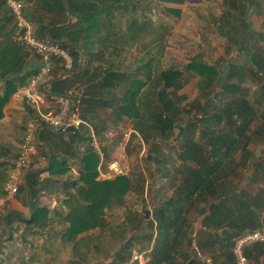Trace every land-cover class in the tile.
<instances>
[{"label": "trees", "instance_id": "1", "mask_svg": "<svg viewBox=\"0 0 264 264\" xmlns=\"http://www.w3.org/2000/svg\"><path fill=\"white\" fill-rule=\"evenodd\" d=\"M6 1L0 0V118L16 89L35 73L25 70L31 53L14 41L16 29ZM17 1L24 5L36 35L59 43L74 60L70 74H60L57 68L44 88L54 94L83 89L81 118L100 138L105 156L115 150L118 139L105 142L100 137L102 130L109 124L124 127L129 121L138 137L129 141L127 155L133 141H142L148 148L146 163L154 168L151 179L167 180L171 188L169 195L153 205L151 219L133 218L131 227L136 235L145 232L125 241L111 264H126L129 252L125 249L138 239L142 246H151L145 264H187L190 259L192 264H205L204 256L211 264H235V240L246 231L264 228V155L258 159L248 150L253 138L264 143V110L260 111L264 105V21L262 31L254 32L257 40L249 38L253 32L246 15L252 0H223L224 12L212 18L217 32L226 35L229 47L235 48L237 59L241 57L240 62L220 59L209 65L192 58L182 68L165 69L156 58L164 52L162 45L169 30L163 23L156 28L160 21L147 17L154 9L144 6L145 0ZM154 1L157 5L185 2ZM28 3H33V9H26ZM164 11L180 14L173 8ZM146 35L151 36L148 42ZM130 47L139 54L131 66L124 54ZM257 75L261 77L255 82ZM193 79L197 80V94L189 101L178 92ZM100 110L109 111V121L98 118ZM175 130L179 138L173 144L169 140ZM55 136L49 155L51 175L67 173V160L75 158L76 147L82 149L78 183L71 186L83 201L65 218L69 227L64 240L75 242L80 234L103 228L105 210L124 206L129 193L143 197L145 184L128 176L96 180L99 158L87 127ZM59 145L62 147L55 153ZM166 146L173 153L164 149ZM248 168L252 175L243 178L259 181L252 193L239 189L235 182H240V172ZM25 178L18 192L27 193L30 200L38 182L35 174ZM207 212L202 228L195 232L194 222ZM191 215L195 218L190 219ZM36 216L29 223L36 224ZM125 233L122 229L121 237ZM245 255L252 264H264V244L246 248Z\"/></svg>", "mask_w": 264, "mask_h": 264}, {"label": "crops", "instance_id": "2", "mask_svg": "<svg viewBox=\"0 0 264 264\" xmlns=\"http://www.w3.org/2000/svg\"><path fill=\"white\" fill-rule=\"evenodd\" d=\"M252 1L256 4L259 3L258 0ZM22 7L24 9V5ZM25 7L27 10H31L34 6L33 3H28ZM249 11L251 10L249 9ZM247 24L253 32L249 38L257 40L254 32L258 33L262 30L252 29L248 21ZM218 35L228 42L226 35L220 33ZM91 47L94 48V46ZM83 54L84 58L88 55L86 51ZM220 59L230 61L225 57H220L217 61ZM238 59L242 60L241 57H238ZM82 60L84 64L85 59ZM94 64L97 65L98 63L95 62ZM38 65L35 56L30 54L25 70L32 72L38 68ZM261 76L264 77V75ZM82 90L80 91L81 94ZM28 126L34 128L36 154L27 166L21 184L25 183L26 175L35 174L38 184L34 188L36 191H33L36 194L29 200L28 194L20 191L13 199L8 200L5 199L4 195L7 174L18 154L19 145ZM55 141V133L53 135L52 131L37 121L34 116V109L23 101L15 102L12 95L3 108L2 117L0 118V228L2 230L0 234V264H86V262L94 264L96 261L93 260L96 259V254L101 250L99 247L103 246L102 248L106 249V246L102 244L105 236L102 237V235L106 233L108 239H105V243L107 244V241H109L108 257L103 264H111L113 260L117 259L118 253L128 237L136 236V231L132 230L131 223L134 224L135 219H140L139 217H142L143 221L151 219L152 211L141 215L138 210L130 209L126 204L120 208L106 209V225L103 228H95L82 233L75 242L65 241L64 233L69 227V222L65 218L74 205L83 201L79 197L78 190L76 192L71 186L73 183H78V156L81 154L82 149L76 147L73 152L75 158L67 160L69 168L67 173L59 172V174L51 175L48 170L49 155L51 145ZM61 147L59 145L55 148V153ZM96 180L103 181L98 175ZM32 204H34L33 207ZM117 210L122 212L115 213ZM117 214H121L122 217L119 222H113V216ZM34 215L39 218L36 224H31L29 222H31ZM195 222L193 225H195ZM122 229L124 231L130 230V235L128 237L123 235V237L118 238V231ZM141 231L143 232V230ZM136 244H138V241ZM134 247L138 246L133 244L130 249H125V253L129 252V258L130 251ZM140 247L138 248L148 252L151 249V246L147 248L146 245ZM148 254L145 260L140 263L129 260L126 264H145L149 258ZM202 259L204 261L209 260V264H211L208 256H204ZM99 263L101 262L99 261Z\"/></svg>", "mask_w": 264, "mask_h": 264}, {"label": "built area", "instance_id": "3", "mask_svg": "<svg viewBox=\"0 0 264 264\" xmlns=\"http://www.w3.org/2000/svg\"><path fill=\"white\" fill-rule=\"evenodd\" d=\"M6 5L12 14L13 25L16 29L14 41L25 47L39 63L35 73L29 77L26 84L16 89L13 100L23 101L32 107L37 121L52 132L68 134L78 131L82 126L87 127L90 131V144L99 158L98 176L100 179L112 180L116 177L129 176L131 168L126 149L131 138L138 137L137 132L131 125L106 128L100 137L108 143L118 139V144L114 151L105 156L100 150V138L81 118V93L72 89L64 94H54L44 88L57 68L58 73L63 75H68L73 71L74 60L70 52L61 47L59 43L39 38L35 33L33 22L25 16L20 2L7 0ZM34 142V128L28 126L19 145L18 154L7 174L4 186L5 199H13L17 195L25 170L36 154ZM140 143L141 153H143L145 146L142 141ZM255 244H264V228L246 231L235 240L232 248L235 264H250L245 255V249ZM193 250L199 255L195 246ZM148 253V251L134 247L130 251L129 260L140 263L145 260ZM205 264H209V260H205Z\"/></svg>", "mask_w": 264, "mask_h": 264}, {"label": "rangeland", "instance_id": "4", "mask_svg": "<svg viewBox=\"0 0 264 264\" xmlns=\"http://www.w3.org/2000/svg\"><path fill=\"white\" fill-rule=\"evenodd\" d=\"M259 3L256 4L252 1L250 6V10L247 12V21L250 23L252 29L256 31L262 30V23L264 20V0H258ZM144 6H149L154 9L153 13L148 12L147 17L151 20H159L160 22L156 23V28L160 24H165L168 27V34L166 40L164 42V52L162 56L156 58L159 61V67L162 69L174 67V68H182L185 64H187L192 58H198L203 60L205 63L212 65L215 64L217 59L220 57H225L228 60H236L240 62V59H237V54L234 51L235 48H231L230 43L226 41L223 37L218 35L217 29L215 25L212 23V18H217L221 15L223 11L222 0H186L182 5H169V4H161L157 5L154 0H145ZM164 8H173L180 10V14L178 16H174L164 11ZM151 39L147 37V42ZM227 49L229 52L227 53ZM160 52V50H158ZM232 51V52H231ZM153 54H156V49L152 51ZM126 64L130 66L135 62V60L139 57V54L135 51L133 47L126 48ZM230 54V55H229ZM222 69V68H221ZM57 73V71H55ZM261 77L257 75L253 77L255 82H258V78ZM223 76L221 77V79ZM196 79L191 80L182 90L178 92L180 95H184L188 98V100H193L196 97ZM255 85V84H254ZM253 85V89L255 86ZM264 110V105L261 106L260 111ZM98 118L100 120L109 121V111L100 110L97 112ZM125 126L131 125L129 121L124 124ZM122 125V126H124ZM112 125H107L106 128L111 127ZM105 128V129H106ZM103 129L102 132L105 130ZM179 138V133L175 130L174 136L170 138V142L175 144L176 139ZM260 143V144H259ZM261 140L253 138L252 141L248 145L249 152L255 151V149L260 146ZM145 146V145H144ZM128 163L130 165L131 171L129 173L130 179H135L140 184L144 182L145 184V195L143 197L138 196L136 193H129L125 197V204L130 209L138 210V212L142 215L146 212H150L153 210V205L160 200L163 195H169L170 187L167 180H159V179H151L153 175V169L151 163H146V154L148 152L147 146L144 148V152H142V145L133 141L132 144L128 147ZM164 149H169L171 153L173 150L170 149L169 146H166ZM167 151V150H166ZM264 150L261 151V157L258 159H263ZM239 156V154H238ZM237 156V157H238ZM14 161V160H13ZM250 161V160H248ZM250 171V175L247 172ZM240 182L235 180L236 185L239 189L252 193L256 186L259 184L258 180H248L247 178H243V176H251L252 168H248V170H244L240 172ZM124 204V205H125ZM122 212V211H115ZM121 214H117L113 216V222H119ZM195 218L194 215L190 216V219ZM119 224V223H118ZM140 234L143 232L138 231ZM105 235V236H104ZM126 237L130 235V232L127 230L125 234ZM133 235V234H132ZM104 242L102 239V244L106 246V249L100 246L99 252L96 257L94 264H103L108 257L107 248L109 246L105 243V239H108V235L103 234ZM124 236V237H125ZM121 237V231H118V238ZM131 238L130 236L128 239ZM140 239H138L139 242ZM136 246L140 247V243L136 244ZM110 248V247H109ZM141 248V247H140ZM93 257V256H92ZM99 261L101 263H99ZM91 262H86V264H90ZM252 264V263H250Z\"/></svg>", "mask_w": 264, "mask_h": 264}, {"label": "water", "instance_id": "5", "mask_svg": "<svg viewBox=\"0 0 264 264\" xmlns=\"http://www.w3.org/2000/svg\"><path fill=\"white\" fill-rule=\"evenodd\" d=\"M262 150H264V144H261L260 146H258L256 149H255V151H254V156L256 157V158H259V157H261V151ZM250 171H248L247 172V174L248 175H250ZM208 212H209V210H208ZM208 212L206 213V214H204V215H202L201 217H199L197 220H196V222H195V225H194V230H195V232L196 231H199L201 228H202V221H203V219L206 217V215H208ZM193 263V259H190V261H188V263L187 264H192Z\"/></svg>", "mask_w": 264, "mask_h": 264}]
</instances>
